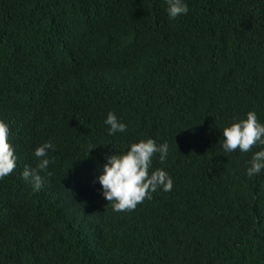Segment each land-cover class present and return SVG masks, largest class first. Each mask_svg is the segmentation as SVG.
<instances>
[{"label": "trees", "instance_id": "16d2710c", "mask_svg": "<svg viewBox=\"0 0 264 264\" xmlns=\"http://www.w3.org/2000/svg\"><path fill=\"white\" fill-rule=\"evenodd\" d=\"M0 0V119L17 155L0 179V264H264V169L220 127L264 123V0ZM111 110L127 124L110 136ZM150 136L172 178L113 211L95 177ZM51 140L34 190L20 176ZM90 146H94L89 148ZM89 148V149H88ZM88 149V150H87Z\"/></svg>", "mask_w": 264, "mask_h": 264}, {"label": "clouds", "instance_id": "9594fccd", "mask_svg": "<svg viewBox=\"0 0 264 264\" xmlns=\"http://www.w3.org/2000/svg\"><path fill=\"white\" fill-rule=\"evenodd\" d=\"M166 14L170 19L186 14L189 11L185 0H166ZM104 124L107 133L112 136L117 132L124 133L127 124L109 110L106 113ZM222 138L220 145L225 153L236 151L248 153L254 145L264 146V123L258 120L255 111L248 110L243 116L226 121L220 128ZM9 125L0 119V179L8 176L16 169L17 155L9 141ZM55 147L51 140H46L32 149L36 159L35 168L25 166L20 176L33 185L34 190L42 187V177L39 172H46L52 162L49 150ZM94 147L90 146L89 148ZM88 148V149H89ZM87 149V150H88ZM120 151L108 154L105 163L95 177L100 186V193L110 204L113 211H129L136 208L145 198L157 189L170 191L172 178L161 167L153 168V157L163 163L169 153L166 141L157 143L150 137H141L129 141ZM245 174L253 177L264 169V147L251 152L246 162Z\"/></svg>", "mask_w": 264, "mask_h": 264}]
</instances>
